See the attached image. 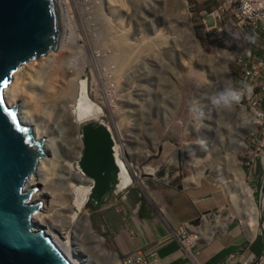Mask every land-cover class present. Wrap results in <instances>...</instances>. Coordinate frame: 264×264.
Segmentation results:
<instances>
[{
    "label": "rangeland",
    "instance_id": "obj_1",
    "mask_svg": "<svg viewBox=\"0 0 264 264\" xmlns=\"http://www.w3.org/2000/svg\"><path fill=\"white\" fill-rule=\"evenodd\" d=\"M59 2L58 28L61 34L60 23L64 25L65 34L59 39L61 46L48 56L46 65H28L23 70L28 71L30 86L18 84L23 89L18 90L20 105L35 115L37 132L42 130L46 134L39 135H43L45 142L46 161L35 186V195L47 192L39 208L46 218V228L56 230L62 241L70 239L69 245L85 256V263L110 264L108 256L93 252L91 237L86 235L80 222L84 216L90 229L102 238L103 247L114 252L120 261L136 249L119 252L114 246L118 241L116 229L122 227L124 218L133 215L135 218L141 209L159 213L172 188L185 195L191 189L196 191L195 196L205 195L207 205L213 206L204 212L206 220L218 216L221 221L240 226L241 220L229 200L224 175L215 168L226 166L224 171L228 173L229 158L234 156L243 172V180L254 190L257 203L264 168V102L259 98L253 100L247 89L242 90L241 101L233 105L236 109L244 108L246 117L240 120L231 109L223 110L211 104L210 97L224 90V83L229 88H237L232 82L231 59L228 57L230 60L223 64L219 58H212L215 50L232 57L235 40L232 36L220 38L207 28L209 19L204 14L214 2L183 0L184 11L181 12L176 11L172 0ZM201 18L205 19V25ZM189 31L201 51L196 50ZM120 37H125L123 43L127 41L124 66L120 64L124 55L118 47L122 44ZM77 75L86 81L89 97L102 108L103 116L98 122L108 125L117 143L123 141L125 144L122 148L125 161L135 162L141 172L146 167L155 170L153 174L137 177L129 166L133 180L130 186L118 192L113 190L96 209L90 208L85 200L83 209L68 226L66 192L74 190L76 182L73 178L67 181L63 163L76 151L74 138L68 133V118L71 117L68 105L72 103ZM252 84L251 81L247 83L248 86ZM43 91L49 94L45 97L44 109L36 111L38 109L32 105L27 107L32 98H39ZM258 93L254 82L252 94ZM194 107L203 115L194 113ZM250 119L259 123L252 126V131L248 126ZM121 134L123 140H120ZM240 142L242 147L236 149ZM81 151L82 145L80 154ZM200 168L196 182L193 177ZM198 221L194 223L203 227ZM189 235L193 237L192 233ZM255 236L262 238L259 225Z\"/></svg>",
    "mask_w": 264,
    "mask_h": 264
},
{
    "label": "water",
    "instance_id": "obj_2",
    "mask_svg": "<svg viewBox=\"0 0 264 264\" xmlns=\"http://www.w3.org/2000/svg\"><path fill=\"white\" fill-rule=\"evenodd\" d=\"M172 2L176 11H184L182 1ZM57 35L55 0H0V264H72L34 221L41 201L32 199L36 187L25 188V183L45 161L44 151L32 125L18 116V104H8L3 93L22 68L55 50ZM79 130L82 151L77 165L91 180L86 201L96 209L117 182L113 139L102 122L86 120ZM257 206L263 245L254 264L264 256V168Z\"/></svg>",
    "mask_w": 264,
    "mask_h": 264
},
{
    "label": "bare ground",
    "instance_id": "obj_3",
    "mask_svg": "<svg viewBox=\"0 0 264 264\" xmlns=\"http://www.w3.org/2000/svg\"><path fill=\"white\" fill-rule=\"evenodd\" d=\"M180 1L183 2V0H180ZM55 2H56L57 10H58V24H59L60 2H59V0H55ZM218 2L220 3V0H218ZM186 25H188L187 22H186ZM60 27L62 28V33L61 34L59 33V28H58V35L57 36L59 39H61L65 35L64 34V25H62L60 23ZM189 35L191 36V38L193 39V41L196 45V50L201 51V49L198 46V44H197L195 38L193 37V34L191 31H189ZM124 38L122 37L120 40V43H122L121 46H119L120 44L118 45V47H121L120 50H121L122 54H124L120 58V60L122 61V63H120L121 66H124L123 65L124 61L127 59L126 51L124 49L127 41H126V43L125 42L123 43ZM118 42H119V40H118ZM60 46H61V42H59V40H57V49ZM129 52L131 53L130 47H129ZM54 53H55V50L51 49L48 52L47 57L45 59L33 61L32 63L29 64V66L31 67L33 64L43 65V66L46 65L47 64L46 63L47 58H49L48 56H52ZM214 54L215 55L212 58H216V57L219 58V60H221L223 62V64L225 63L224 61L228 60V57L231 59V57L227 56L226 53L222 50H215ZM124 57H126V58H124ZM52 58H50V59L52 60ZM208 58H211V56L208 55ZM50 59H48V61ZM27 66L22 68L20 70V72H18L15 76L12 77L10 84L4 89L3 93H4L5 101L8 104H13V103L18 104V111H17L18 116L20 117L21 120L32 125L35 138L42 145V150L44 151L45 150V148H44L45 142L42 140L43 135H41V137H39V135L43 132H42V130H39L40 133L37 132L38 127H35V126H37L36 125L37 123L36 124L34 123L36 121V119L33 117L35 115L34 114L31 115L30 109H29V111H27V110L25 111L24 105H23V107H22V105H20V100H21L20 95L21 94L18 92V90L19 89L23 90V89L20 88V85H18V84H22L23 86H25V85L30 86V83L28 81V79L30 80V78H28V71L23 72V70L25 68L26 69L28 68ZM36 66H33V67H36ZM221 70L224 72L225 66H223V69H221ZM30 71H31V69H30ZM77 77H78V75H77ZM76 80H77V82H76L75 89H74V96L72 98V103H70V105H68L69 106L68 111L71 115V117L69 116L70 118H68V121H69L68 122V124H69L68 133L70 135H72L74 138L73 144L76 147V151H73L75 153L74 155H68L64 159V163H63L65 172L68 176V177L66 176L67 181H69L70 178H73L74 179L73 181L76 182V184L74 186V190L69 191V192L65 191L67 193L66 195L68 196V210H67L68 211V215H67L68 220L67 221L69 224L68 226L72 225L71 223H73V221L77 218L78 212L83 209V204L86 200L87 193H88L90 185H91V180L84 176V174L80 171V169L77 165V161H78L79 156H80V148L82 145L81 136H80L78 128H79L80 124L86 120H92V121L98 122V121H101L100 118L103 116L102 108L97 104L96 101L91 99L88 95V92L86 89V81L84 79H80L79 77ZM227 81H228V79H227ZM23 88H25V87H23ZM32 88H33V86H32ZM223 88L224 89L229 88L228 84L224 83ZM29 89H31V88H29ZM39 89H41V88H39ZM33 95H34V93H33ZM33 95H31V96H33ZM35 95H38V93H36ZM46 96H49L48 91H46L42 95H40L39 98L33 97L31 100V104L28 102L29 104H27V107H31L29 105H32L33 108L35 107L36 109H38L36 111H42V109H44V107H45L44 101H45ZM35 97H37V96H35ZM28 98H29V96H28ZM28 100L30 101V99H28ZM231 110L232 111H230V112L234 113V115L236 116V118H238V120L246 117V114L244 113L243 107H239L237 109L232 107ZM248 122H249L248 126H249V131H250L252 129V126L255 125L257 123V121L254 119L253 120L250 119ZM106 126H108V125H106ZM43 134H45V133H43ZM111 136H113V134H111ZM121 136H122V134H121ZM112 138H113V156H114L115 162L118 166L117 182H116L115 187H114V192L121 191V190L125 189L126 187H128L132 184L133 180H132V177L128 171L129 166L133 167L132 169L135 171L137 177H139L141 174H153L154 173L155 169H153L152 167H146L144 169V171H142L144 173H142L137 168L135 162H132L130 164L127 163L125 161V158H124L123 153H122V148H123V146L125 147V144L123 143V141H121V142L119 141L120 143L119 142L117 143L114 136ZM120 140H123V136L121 137ZM240 143H241L240 146H238L236 149H239L242 147L243 144H242V142H240ZM154 150H155V148H154ZM233 157L234 156H231V158H229L230 160L228 161V163H229L228 173L226 171H224L226 169V166L221 167V165L220 166L217 165V168H215V170H217V172L221 173V175H224L223 180L226 183L227 192L229 194V200L231 201L232 206H233L236 214L240 218L241 224L243 225V228L249 234H252V236H253V233L255 232L257 225H258L257 224L258 223V209H257L258 206H257V203L254 199V194H253L254 190L243 180V172L240 169L239 164L235 161V159ZM43 158H44V156H43ZM45 161H46V159H45ZM43 163L38 165L37 169L35 170L34 174L31 177V179L25 183V188L37 186L38 176H40L39 175L40 173H43ZM200 170H201V168L199 170L197 169L195 171L196 174L193 177V180L196 182L198 180L197 178H199V176H200V173H201ZM223 172L227 173L228 175L223 174ZM68 183L69 182H67V184ZM64 189L67 190L66 187H64ZM36 192L37 191H35V193L32 194V199L34 201L39 200L42 202L45 199L47 192L46 191H44V192L40 191L37 195H35ZM83 217H81L80 222L84 226L83 228L85 229L84 232L86 233V235H89L91 237V244H92L91 247H92L93 252L98 251L101 254L103 253L104 256L105 255L108 256L110 258V261H111L110 264H121V260L119 261L118 259H116L114 252L103 247L102 238L100 236L96 235L90 229L86 219ZM34 221L38 225V227L44 228V231L46 232V234L52 239V241L57 245L59 250L68 258V260L72 264H87L84 262L86 260L84 258L85 256H83V254H81V253L75 252L76 250L74 249L75 250L74 251L73 247H71L69 245L70 239H68V241H66V240L62 241L60 239V235H58V232H56V230H50V229L46 228L47 227L46 218L40 210H39L38 215L34 218ZM209 223L211 224L210 227L208 225ZM225 223H226V221H223V220L221 221L218 216H215L211 220L205 221V224H206L205 227L206 228H204V229L207 230V233H208V230L210 231V233H212L213 230L223 229L225 226ZM96 253L97 252H95V254Z\"/></svg>",
    "mask_w": 264,
    "mask_h": 264
},
{
    "label": "crops",
    "instance_id": "obj_4",
    "mask_svg": "<svg viewBox=\"0 0 264 264\" xmlns=\"http://www.w3.org/2000/svg\"><path fill=\"white\" fill-rule=\"evenodd\" d=\"M169 193L159 213L141 209L135 218L134 215L124 218L122 227L116 229L118 241L114 246L119 252L132 249L146 255L153 252L148 255L152 264H242L246 257L257 260L263 237L258 238L255 232L252 236L241 225L232 222L226 223L223 231L210 233L208 230L207 233L204 229L206 219H203L202 227L204 240L193 243L189 247L191 256L187 255L174 235L176 227L185 220L197 219L200 213L213 206L207 205L205 195L195 196L194 189L187 195L174 188ZM258 264H264V256Z\"/></svg>",
    "mask_w": 264,
    "mask_h": 264
},
{
    "label": "built area",
    "instance_id": "obj_5",
    "mask_svg": "<svg viewBox=\"0 0 264 264\" xmlns=\"http://www.w3.org/2000/svg\"><path fill=\"white\" fill-rule=\"evenodd\" d=\"M212 1L214 5L204 14L209 19L207 28L220 38L227 36L235 38L232 43L234 55L231 57V68H234L236 90L246 91L247 83L255 82L260 93L254 96L251 92L248 95H251L253 100L259 98V101L264 102V0H220V3L218 0ZM201 21L202 24H206L204 18H201ZM253 117L255 118L254 115ZM189 227L192 225L187 222L178 227L181 242L189 239L187 234ZM247 261L249 259L244 264ZM121 264L151 262L144 254L136 251L127 253L121 259Z\"/></svg>",
    "mask_w": 264,
    "mask_h": 264
},
{
    "label": "clouds",
    "instance_id": "obj_6",
    "mask_svg": "<svg viewBox=\"0 0 264 264\" xmlns=\"http://www.w3.org/2000/svg\"><path fill=\"white\" fill-rule=\"evenodd\" d=\"M211 1H212V0H211ZM212 6H213V5H212ZM58 40H59V38H58ZM56 49H57V45H56V47H55V50H56ZM247 92H248L249 94H251V92H252V88H251V86H248V87H247ZM243 95H244V92H243V91L236 90V89H233V88H226V89H224V90L219 91L217 94L211 96V97H210V101H211V104H212L214 107H216V108L223 109V110H229V109H231V108L233 107L234 104H238V103L241 101ZM193 112L196 113V114H198V115H200V116L203 115V113H202L198 108H196V107L193 108ZM261 125H262V123H261ZM254 126H255V125H254ZM112 139H113V138H112ZM202 146H206V145H202ZM113 190H114V189H113ZM197 219L199 220V221H198L199 224H203L202 219H205V214H204V213H200V215H199V217H198ZM195 220H196V219H195ZM195 220H185V221H183V222H187V223H189V224L192 225L191 228L189 227V229H187V234H188V235H189V233H192V234H193V235H192L193 237L189 238V240L186 239V240H188V241H186V240L183 241V242L180 241V239H181V234L179 233V228H178V227L181 226L183 222H181V223L176 227V231H175V233H174V235H175V237H176L178 243L184 248L186 254L189 255V256H191V252L189 251V247H190L193 243H195V242H198V241H200V240H204L203 237L205 236V234L203 235L202 227H199V225H196V224L194 223ZM200 220H201V221H200ZM208 220H209V219H208ZM262 220H263V224H264V207H263V209H262ZM226 223H227V222H226ZM226 223H225V226H226ZM239 224H240V223H239ZM257 224H258V223H257ZM240 225H241V224H240ZM258 225H259V224H258ZM225 226H224L223 229H218V230H214V231H223V230L225 229ZM241 226H242V225H241ZM259 227H260V226H259ZM260 231H261V229H260ZM202 235H203V236H202ZM261 235H262V237H263L262 232H261ZM189 236H190V235H189ZM190 239H195V240L191 242ZM130 251H132V250H130ZM136 251L142 253V252L139 251V250H136ZM142 254H144V255L148 258V260L151 262V260L149 259V256H148V255H153V254H154L153 252H150L148 255H146V253H142ZM248 259H249V261H247V263H245V264H254V262L256 261V260H252L251 257H246L245 260H244V262H245L246 260H248ZM244 262H243L242 264H244ZM151 264H152V263H151Z\"/></svg>",
    "mask_w": 264,
    "mask_h": 264
},
{
    "label": "snow or ice",
    "instance_id": "obj_7",
    "mask_svg": "<svg viewBox=\"0 0 264 264\" xmlns=\"http://www.w3.org/2000/svg\"><path fill=\"white\" fill-rule=\"evenodd\" d=\"M3 104H4V100L2 98H0V108L3 107Z\"/></svg>",
    "mask_w": 264,
    "mask_h": 264
},
{
    "label": "trees",
    "instance_id": "obj_8",
    "mask_svg": "<svg viewBox=\"0 0 264 264\" xmlns=\"http://www.w3.org/2000/svg\"><path fill=\"white\" fill-rule=\"evenodd\" d=\"M235 85H236V82L235 81H232Z\"/></svg>",
    "mask_w": 264,
    "mask_h": 264
}]
</instances>
